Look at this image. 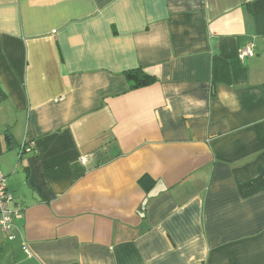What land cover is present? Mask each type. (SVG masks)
<instances>
[{"label":"crops","instance_id":"1","mask_svg":"<svg viewBox=\"0 0 264 264\" xmlns=\"http://www.w3.org/2000/svg\"><path fill=\"white\" fill-rule=\"evenodd\" d=\"M0 171V264H264V0H0Z\"/></svg>","mask_w":264,"mask_h":264},{"label":"built area","instance_id":"2","mask_svg":"<svg viewBox=\"0 0 264 264\" xmlns=\"http://www.w3.org/2000/svg\"><path fill=\"white\" fill-rule=\"evenodd\" d=\"M254 44L249 43L242 49L239 54L240 59H244L247 56H252L254 53ZM14 200V195L7 189L6 177L0 171V232H6L9 239L16 237L14 229L16 228V219L21 216V211L14 209L11 206ZM25 251L29 253L28 247H24Z\"/></svg>","mask_w":264,"mask_h":264},{"label":"trees","instance_id":"3","mask_svg":"<svg viewBox=\"0 0 264 264\" xmlns=\"http://www.w3.org/2000/svg\"><path fill=\"white\" fill-rule=\"evenodd\" d=\"M126 77L131 83V88H141L151 85L157 81L156 77L147 73L143 68H136L126 71Z\"/></svg>","mask_w":264,"mask_h":264}]
</instances>
